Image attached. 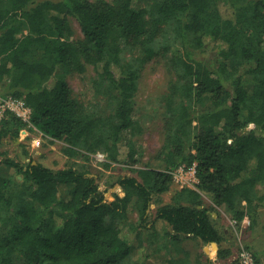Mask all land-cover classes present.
Returning a JSON list of instances; mask_svg holds the SVG:
<instances>
[{
    "label": "trees",
    "instance_id": "16d2710c",
    "mask_svg": "<svg viewBox=\"0 0 264 264\" xmlns=\"http://www.w3.org/2000/svg\"><path fill=\"white\" fill-rule=\"evenodd\" d=\"M151 60L168 81L148 110L135 98ZM73 73L90 98L68 86ZM0 95L31 109L29 122L10 111L0 118V143L19 140L26 158L23 141L35 128L65 143L69 156L88 161L101 152L103 166L136 164L145 117L162 122L160 167L134 169L140 179L119 177L106 193L86 166L50 168L0 151V264H145L147 245L154 257L164 251L157 264H202L186 242L220 244L219 208L237 228L244 219L250 230L259 223L264 0H0ZM181 165H194L198 182L177 190L150 222L153 196ZM244 247L262 264L260 251Z\"/></svg>",
    "mask_w": 264,
    "mask_h": 264
},
{
    "label": "rangeland",
    "instance_id": "374dc122",
    "mask_svg": "<svg viewBox=\"0 0 264 264\" xmlns=\"http://www.w3.org/2000/svg\"><path fill=\"white\" fill-rule=\"evenodd\" d=\"M222 1V0H220ZM71 25L74 30V37L78 38L81 36L80 28L77 22L74 19H71ZM93 74V70L91 66L88 67L87 72L84 77L90 76ZM66 81L68 86L81 97L90 98L91 92L87 89L86 85L83 82L82 77L80 75L73 73L68 74L66 76ZM167 73L163 69V66L160 63H156L151 60L143 70L141 77L139 79L138 84V92L136 95V103L140 108H146V106L151 110L154 106H158L159 100H161V94L165 90L167 86ZM85 85V86H84ZM147 109V108H146ZM142 111H145L142 109ZM152 117V116H151ZM147 120V129L144 134H142L141 138H138V144L141 145V149L138 155V163L132 164L130 162L124 163H111L110 166H103L100 164V161L94 155H91L88 161H84L81 157L69 156L63 152L65 148V143L53 140L50 141V138L43 136L40 132H38L35 128L33 131H29L30 139L24 140L25 148L28 151V157L25 156L21 161L27 162L29 159H34V162H40L43 165L50 168H63L68 165L75 164L78 167L86 166L90 170L91 173L100 176V190H104L105 193L110 189V184L114 182L119 177L123 176H136L138 179L140 177L137 175V171L134 169L144 168L145 165L151 164L155 168L160 167V163L158 160L154 159L162 141V122L157 118H148ZM20 141L10 142L8 139H3L0 143V151H6L7 155L11 157H16L17 154H20V147L18 146ZM125 153V146L121 147V155L123 156ZM3 157L0 155V158ZM182 166V165H181ZM193 166V165H192ZM188 168H192L189 166ZM187 169V168H186ZM196 176V175H195ZM18 180L22 179V175L19 174L16 176ZM191 178L193 176L189 173L182 174V176H177L173 178L172 183L169 189L161 194L153 196V201L150 203L148 208V215L150 222L156 221V211L157 208L163 204L172 202V198L177 190L182 188V186L195 187V184L198 182L197 177L196 180L191 182ZM188 180L187 184L183 183V180ZM203 200L206 203H210V199L203 195ZM220 214L222 217L227 219L229 226H227L228 234L232 236V242H230L233 247L234 259L232 260L233 264H239L237 260L238 250L240 245H246L252 247L253 251H260V261L264 264V208L260 210L261 217L259 223L253 230L247 229L248 222L242 221V225L240 228L233 226L230 223L229 217L225 213L223 208H219ZM130 218L132 221L137 220V215L135 212H130ZM220 226L224 228L223 223L219 220ZM149 226V225H148ZM142 229V228H141ZM158 229H163V225L159 224ZM144 232V238H146L147 233ZM195 242L187 241V247L197 250L198 252L203 254L202 245L194 244ZM147 245V242H145ZM229 244V243H228ZM248 244V245H247ZM136 254V249L132 252V258H134ZM165 256L164 251L162 250L160 257H154L152 254V248L147 245L146 257L144 258L145 264H157L161 261L162 257ZM230 256V255H229ZM228 256V257H229ZM220 259V258H219Z\"/></svg>",
    "mask_w": 264,
    "mask_h": 264
},
{
    "label": "built area",
    "instance_id": "2783aa9c",
    "mask_svg": "<svg viewBox=\"0 0 264 264\" xmlns=\"http://www.w3.org/2000/svg\"><path fill=\"white\" fill-rule=\"evenodd\" d=\"M7 111L13 112L18 117H20L22 120L29 122V118L31 115V109L24 103V101L22 99H16V98H13L11 96L4 98L3 96L0 95V118ZM95 157L100 161L105 160V156L101 152H97L95 154ZM191 167L192 168L179 166L178 168H176L172 172L173 178H175L177 176L181 177L182 174L189 173L193 176V178H191V182L194 181V179L196 180L195 167H194V165ZM187 182H188V180H186V179L183 180V183L187 184ZM194 182H196V181H194ZM244 220L248 222L247 219H244ZM232 223H234V222H232ZM237 260H238L239 264H257L252 252L249 249H247L246 247H244L243 245H240V247H239Z\"/></svg>",
    "mask_w": 264,
    "mask_h": 264
},
{
    "label": "crops",
    "instance_id": "0c3cea01",
    "mask_svg": "<svg viewBox=\"0 0 264 264\" xmlns=\"http://www.w3.org/2000/svg\"><path fill=\"white\" fill-rule=\"evenodd\" d=\"M221 222L223 223L222 225L224 226L223 228L224 239L217 246L207 247L205 245H202V251H203V260L201 261L202 264H233L232 260L234 259L235 255L233 252V247L230 244V242H232V236L228 234V229H227L229 223L227 222V219L221 220ZM219 248L230 249L231 252L230 256L227 258L219 259L217 256V251Z\"/></svg>",
    "mask_w": 264,
    "mask_h": 264
},
{
    "label": "water",
    "instance_id": "95a60500",
    "mask_svg": "<svg viewBox=\"0 0 264 264\" xmlns=\"http://www.w3.org/2000/svg\"><path fill=\"white\" fill-rule=\"evenodd\" d=\"M19 140H17V142H18ZM20 155H21V157L23 158L24 157V155L22 154V148L20 147ZM33 163H35L34 161H33Z\"/></svg>",
    "mask_w": 264,
    "mask_h": 264
}]
</instances>
